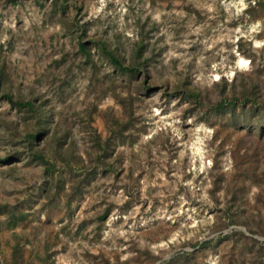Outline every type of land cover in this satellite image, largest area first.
Here are the masks:
<instances>
[{
    "label": "rangeland",
    "instance_id": "374dc122",
    "mask_svg": "<svg viewBox=\"0 0 264 264\" xmlns=\"http://www.w3.org/2000/svg\"><path fill=\"white\" fill-rule=\"evenodd\" d=\"M0 77V264H264V0H0Z\"/></svg>",
    "mask_w": 264,
    "mask_h": 264
},
{
    "label": "trees",
    "instance_id": "16d2710c",
    "mask_svg": "<svg viewBox=\"0 0 264 264\" xmlns=\"http://www.w3.org/2000/svg\"><path fill=\"white\" fill-rule=\"evenodd\" d=\"M64 8V6H62ZM98 46L101 48L102 52L105 53L106 60H108L114 68L118 70H122L124 72H127V70L124 68L123 63L118 59V57L113 53L106 51V45L103 43H99ZM80 50L84 54V56L89 60L90 59V54L89 52L86 51L85 46L83 44H80ZM141 53L138 51L136 53V60L140 58ZM4 79L0 77V90L3 86ZM225 86H229L224 82ZM230 89L232 88V85L229 86ZM242 95L241 97L244 99H248L250 96V93L247 92V90L244 88L241 91ZM235 92L232 89V95H234ZM187 97L192 98L193 100L198 99V95L193 92H187L186 93ZM240 97V98H241ZM7 102L11 105L17 108L20 112H24L32 118V123H31V129L26 130L28 132V135L26 134V139L28 141V145H32L30 148L31 150V157L30 159H37L40 162H42V165L44 166L45 170L47 172L51 171L52 168L55 167L56 160L53 158V156H50L47 153H44V151H38L35 149V143L37 142V139L40 138L42 135L45 134L47 131V125L51 121L50 118H48L42 110L35 105L31 101H19V100H14L10 95H7L6 97ZM239 102V99L236 97H232V99L229 101V99H224L220 102H218L216 105L213 106V109L215 108V112L221 113V114H232L235 111V108L237 107V103ZM62 146H58L57 149L59 151H63V148L61 150ZM70 146L67 147L66 150H68ZM64 150V151H66ZM60 152V156H61Z\"/></svg>",
    "mask_w": 264,
    "mask_h": 264
},
{
    "label": "bare ground",
    "instance_id": "6f19581e",
    "mask_svg": "<svg viewBox=\"0 0 264 264\" xmlns=\"http://www.w3.org/2000/svg\"><path fill=\"white\" fill-rule=\"evenodd\" d=\"M239 64L242 65L243 64V61H239Z\"/></svg>",
    "mask_w": 264,
    "mask_h": 264
}]
</instances>
